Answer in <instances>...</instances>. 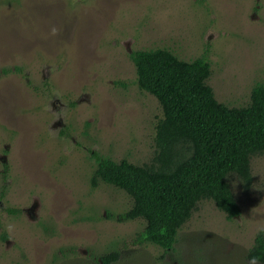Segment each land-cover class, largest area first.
Wrapping results in <instances>:
<instances>
[{"label":"rangeland","instance_id":"374dc122","mask_svg":"<svg viewBox=\"0 0 264 264\" xmlns=\"http://www.w3.org/2000/svg\"><path fill=\"white\" fill-rule=\"evenodd\" d=\"M155 48L205 58L216 99L246 105L264 84V0H0V264H260L246 252L264 230V153L247 189L229 176L240 214L200 200L169 250L122 219L123 190L91 185L95 153L154 155L162 110L131 54Z\"/></svg>","mask_w":264,"mask_h":264},{"label":"trees","instance_id":"16d2710c","mask_svg":"<svg viewBox=\"0 0 264 264\" xmlns=\"http://www.w3.org/2000/svg\"><path fill=\"white\" fill-rule=\"evenodd\" d=\"M131 58L138 87L161 106L155 152L145 164L95 153L90 182L123 190L131 205L122 219H142L139 238L169 250L200 200H212L227 219L240 214L229 176L236 175L247 189L251 158L264 153V84L251 88L246 105L228 106L207 83L210 64L203 57L184 60L155 48L135 50ZM101 259L110 264L118 255ZM246 259L264 264V230L256 233Z\"/></svg>","mask_w":264,"mask_h":264}]
</instances>
